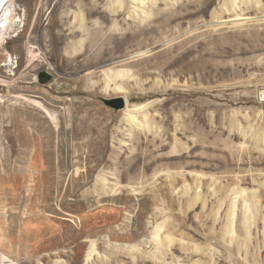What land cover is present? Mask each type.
Masks as SVG:
<instances>
[{"label":"rangeland","instance_id":"rangeland-1","mask_svg":"<svg viewBox=\"0 0 264 264\" xmlns=\"http://www.w3.org/2000/svg\"><path fill=\"white\" fill-rule=\"evenodd\" d=\"M14 1L0 264H264V0Z\"/></svg>","mask_w":264,"mask_h":264},{"label":"bare ground","instance_id":"bare-ground-1","mask_svg":"<svg viewBox=\"0 0 264 264\" xmlns=\"http://www.w3.org/2000/svg\"><path fill=\"white\" fill-rule=\"evenodd\" d=\"M51 1L52 0H35V6H34V10H36L35 11V17H34V26H32L33 27V30H32V32L30 33V34H28L27 36H28V38H29V40L30 39H32L33 37H32V35L34 34V32L36 31V28H37V26L40 24V21H41V19H42V17H43V14H44V11L49 7V5H50V3H51ZM73 0H67V4L69 5V6H71L72 4H71V2H72ZM111 1V0H110ZM120 1V0H119ZM118 1V2H119ZM255 1V0H254ZM121 2V1H120ZM139 2V1H138ZM10 4V0L7 2V4H6V2L4 3L3 2V0H0V34H1V32H3V30H2V28H5V29H7L8 28V26H10V23L11 22H13V20H14V18L15 17H13V14L16 16L17 15V10L16 9H14L13 7H12V5L10 6V8H11V12L13 13L11 16H10V18L7 20H5L3 17H2V14H3V12L6 10V8H9V7H7V5H9ZM14 3H17V4H19V5H21V6H23V7H26V3H25V0H21L20 2H18V0H16V1H14ZM111 3V2H110ZM13 4V3H12ZM111 4H113V3H111ZM123 4V3H122ZM236 4V3H235ZM245 4V3H244ZM140 5V4H139ZM145 5V4H144ZM248 5V4H247ZM116 6V5H115ZM257 6V5H256ZM109 7H110V5H109ZM118 7H120V5L118 4ZM154 7V6H153ZM241 7V6H240ZM89 9V8H88ZM143 9V8H142ZM9 10V9H8ZM121 10V9H120ZM237 10V9H236ZM236 10H233V12H235ZM246 10V9H245ZM230 11H232V9L230 10ZM239 11V10H238ZM232 12V13H233ZM134 14H137L136 12L134 13ZM146 14V13H145ZM86 15H88V16H93L94 15V13H91V12H86ZM148 15V14H147ZM138 16H139V14H138ZM135 17V16H134ZM140 17H142V16H140ZM148 17V16H147ZM144 20H145V18H143ZM27 20H29V18L27 19ZM147 20V19H146ZM86 22V21H85ZM12 25V24H11ZM55 26V24H54V22H50V25H49V30L47 31V33L43 36V38H44V40H42V41H46V40H48L49 42H52L53 40H54V35H53V32H52V29H53V27ZM93 28V27H92ZM6 31V30H5ZM7 31H8V29H7ZM25 32H22V34H24ZM112 34V33H111ZM26 36V37H27ZM25 37V36H24ZM27 41V40H26ZM33 41V40H32ZM31 42V41H30ZM34 42V41H33ZM29 44V43H28ZM32 44V43H31ZM33 55V54H32ZM41 57V56H40ZM36 58V57H35ZM33 68V67H32ZM22 74V73H21ZM78 170V169H77Z\"/></svg>","mask_w":264,"mask_h":264},{"label":"water","instance_id":"water-1","mask_svg":"<svg viewBox=\"0 0 264 264\" xmlns=\"http://www.w3.org/2000/svg\"><path fill=\"white\" fill-rule=\"evenodd\" d=\"M50 81H51V77L49 75H47V74H41L40 75V84L41 85H46ZM102 103L106 107H108V108H110L116 112L124 110L125 106H126L125 101L121 98L115 99V100H102Z\"/></svg>","mask_w":264,"mask_h":264}]
</instances>
